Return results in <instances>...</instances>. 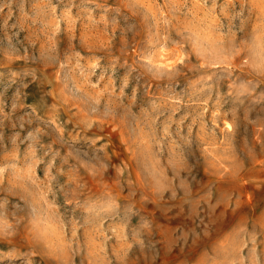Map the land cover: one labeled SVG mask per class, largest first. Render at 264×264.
Instances as JSON below:
<instances>
[{"label":"rangeland","instance_id":"obj_1","mask_svg":"<svg viewBox=\"0 0 264 264\" xmlns=\"http://www.w3.org/2000/svg\"><path fill=\"white\" fill-rule=\"evenodd\" d=\"M0 264H264V0H0Z\"/></svg>","mask_w":264,"mask_h":264}]
</instances>
